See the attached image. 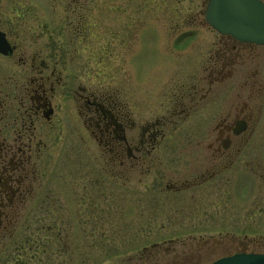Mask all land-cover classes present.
I'll return each instance as SVG.
<instances>
[{
  "label": "flooded vegetation",
  "instance_id": "af4514ba",
  "mask_svg": "<svg viewBox=\"0 0 264 264\" xmlns=\"http://www.w3.org/2000/svg\"><path fill=\"white\" fill-rule=\"evenodd\" d=\"M87 1L67 0L65 26L57 28L51 0H0V240L15 226L38 223V210L53 209L56 194L86 209L93 182L102 196L111 192L105 208L120 188L134 211L143 194L149 223L151 194L171 195L164 220L186 230L144 249L147 264L264 252L257 231L264 215V45L203 24L183 36L193 27L176 26L169 37L177 60L186 56L172 64L175 75L170 64L137 85L136 30L128 26L125 93L120 66L88 25ZM167 44L158 42L160 53ZM46 191L51 196L42 197ZM201 226L213 228L194 230ZM174 243L179 248H162Z\"/></svg>",
  "mask_w": 264,
  "mask_h": 264
},
{
  "label": "rangeland",
  "instance_id": "374dc122",
  "mask_svg": "<svg viewBox=\"0 0 264 264\" xmlns=\"http://www.w3.org/2000/svg\"><path fill=\"white\" fill-rule=\"evenodd\" d=\"M68 4L67 0H51V11L55 10V20L51 18V22L54 21L57 28L65 26L64 10ZM86 4V8L90 9L88 25L95 27L98 32L99 42L105 49L104 55L108 54L109 61L114 66H120L121 79L118 84L126 93L130 84L127 77V27L132 26L136 30L135 57L132 63L135 67V83L141 85L146 80L143 77L145 74L150 73L151 79L154 73L164 74L167 71L161 72L162 67L170 64L172 67L174 62H180L186 56L177 60L178 53L170 50L167 52L168 44L174 40L172 36L169 37L168 32L176 26H190L196 30L195 34L202 24L201 12L205 0H88ZM62 41V37L57 33L54 42L62 46ZM159 41L168 43L161 46V53ZM172 70L174 74L175 67H172ZM77 82L79 81L76 80L75 84ZM154 82H157V79ZM108 83L110 82L106 80L103 82L105 85ZM57 170H63V167L60 166ZM47 193L51 196V191H46L42 192V197ZM151 195V201L156 203L146 207L151 213L152 220L149 223L142 216L145 212V199L140 193L135 196V211L128 191L123 188L119 189L118 200L115 199L110 205L111 208H105L108 205L102 203L111 201V192L102 196L93 182L87 187L86 209H73L71 206L74 205L68 202L71 201L69 198L56 194V198L53 196V209L40 207L38 210V223L35 220L32 222L31 219L29 223L15 226L9 239L0 240V264H147L143 259L146 254L144 249H148L151 243H160L169 235L186 230H179L164 220L162 212L166 211L165 207L170 209L171 195L155 192ZM107 196L109 199H106ZM78 198L79 196L75 199ZM90 202H101L102 208H92ZM259 209L261 213L262 208ZM169 217L171 216L166 220ZM263 217L264 215L257 221L260 228L257 231L264 232ZM207 228L213 226L195 227L194 230ZM217 228L231 229L223 225ZM53 234L60 238L58 243L51 240ZM27 244L32 247L25 251ZM259 244L264 246V241ZM178 246L179 243L164 244L162 248L176 249ZM161 252L162 250L158 254ZM209 260L212 261L213 258ZM209 260H205L203 264H209Z\"/></svg>",
  "mask_w": 264,
  "mask_h": 264
},
{
  "label": "water",
  "instance_id": "95a60500",
  "mask_svg": "<svg viewBox=\"0 0 264 264\" xmlns=\"http://www.w3.org/2000/svg\"><path fill=\"white\" fill-rule=\"evenodd\" d=\"M205 19L220 33L240 41L264 43V6L255 0H209ZM214 264H264V254L236 255Z\"/></svg>",
  "mask_w": 264,
  "mask_h": 264
}]
</instances>
